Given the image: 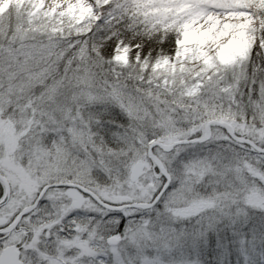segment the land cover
I'll use <instances>...</instances> for the list:
<instances>
[{
    "label": "snow or ice",
    "instance_id": "1",
    "mask_svg": "<svg viewBox=\"0 0 264 264\" xmlns=\"http://www.w3.org/2000/svg\"><path fill=\"white\" fill-rule=\"evenodd\" d=\"M0 264H264V0H0Z\"/></svg>",
    "mask_w": 264,
    "mask_h": 264
}]
</instances>
